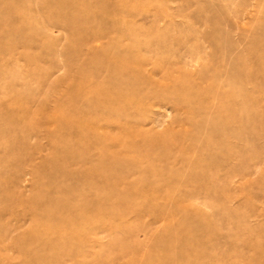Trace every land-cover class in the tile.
Wrapping results in <instances>:
<instances>
[{
  "label": "rangeland",
  "instance_id": "rangeland-1",
  "mask_svg": "<svg viewBox=\"0 0 264 264\" xmlns=\"http://www.w3.org/2000/svg\"><path fill=\"white\" fill-rule=\"evenodd\" d=\"M0 264H264V0H0Z\"/></svg>",
  "mask_w": 264,
  "mask_h": 264
}]
</instances>
